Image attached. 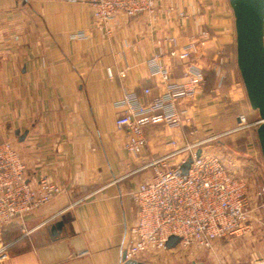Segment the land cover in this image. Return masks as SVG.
Segmentation results:
<instances>
[{
  "label": "crops",
  "instance_id": "obj_1",
  "mask_svg": "<svg viewBox=\"0 0 264 264\" xmlns=\"http://www.w3.org/2000/svg\"><path fill=\"white\" fill-rule=\"evenodd\" d=\"M211 1L166 0L155 17H120L109 37L94 25L89 0H0L1 137L21 153L31 184L47 178L64 190L23 224L2 229V241L13 243L6 264H120L137 221L134 192L152 177L151 169L135 171L171 152V140L182 145L184 133L196 129L189 139L199 141L237 128L246 108L243 91L219 63L221 54H237L235 24L225 0ZM203 30L210 37L200 41ZM80 32L87 38H74ZM171 37L178 48L195 44L189 61L169 55ZM160 49L172 82L185 81L194 64L206 84L185 103L191 130L147 126L148 149L136 159L125 150L126 133L116 128L117 104L129 92L145 102L163 92L147 64ZM232 93L238 101L225 103ZM58 222L62 229L53 236Z\"/></svg>",
  "mask_w": 264,
  "mask_h": 264
},
{
  "label": "built area",
  "instance_id": "obj_2",
  "mask_svg": "<svg viewBox=\"0 0 264 264\" xmlns=\"http://www.w3.org/2000/svg\"><path fill=\"white\" fill-rule=\"evenodd\" d=\"M166 0H89L92 6V19L97 30L112 36V25L120 18L139 16L155 17L158 8ZM181 19L187 15L180 13ZM210 32L203 30L198 39L207 40ZM74 38L86 39L80 32ZM170 45L169 55L189 61L196 50L191 43L178 48L176 39L166 40ZM163 50L154 54L148 61L152 77H160L163 92L155 99L145 102L135 92L125 94L117 107L121 115L115 125L127 135L124 145L129 155L142 158L148 149L144 131L147 126L163 124L173 129L191 126V117L185 103L195 99L205 87L206 76L201 68L189 64L185 71V81L172 82L171 70L161 59ZM110 78H114L108 69ZM126 78L125 71L120 72ZM225 77L223 76L222 79ZM150 89L144 93L149 95ZM239 125L228 133L239 132L250 127H259L261 121L248 123L246 117L239 118ZM0 124V236L2 229L13 223H24L25 217L35 210L49 204L64 190L48 180L40 179L31 184L27 179V167L19 150L12 142L2 139ZM184 133L183 144L171 140L168 145L172 151L151 160L135 172L152 170V177L142 182L134 192L138 206L137 221L130 229V242L124 247L120 264L136 261L145 264V256L156 255L162 251L199 252L211 250L216 241L223 238L243 237L250 234L256 225L264 228L261 216L264 210V187L251 194L248 180L232 171L221 156L208 153L205 145L221 136H213L199 141H191ZM201 155L197 157V152ZM181 156L176 165L170 162ZM191 161L188 174L184 175L183 165ZM30 232L24 231V236ZM171 237L180 239L172 249L167 248ZM13 243L0 238V264L10 259Z\"/></svg>",
  "mask_w": 264,
  "mask_h": 264
},
{
  "label": "rangeland",
  "instance_id": "obj_3",
  "mask_svg": "<svg viewBox=\"0 0 264 264\" xmlns=\"http://www.w3.org/2000/svg\"><path fill=\"white\" fill-rule=\"evenodd\" d=\"M214 2L211 1V3ZM216 3L219 6L220 0H216ZM225 3L234 22V15L229 0H225ZM233 34L236 35L235 28ZM219 57V63L226 75V79L231 82L233 80L231 79L232 75L241 84V91H243V99L241 100L246 107L245 110L243 109L244 112L241 116L246 117L248 123L260 120L258 111L252 110L249 104L245 86L237 66L236 54L233 52V56H229L228 53H223ZM239 97L238 94L232 93L231 96L224 97V101L228 104L236 103ZM240 103L239 101V105ZM191 128L192 126L189 127L190 130ZM257 128L253 126L243 131L220 137L204 146L208 153L221 156L232 171L237 172L238 175L248 180L251 194H254L258 188L264 187V158L258 141ZM255 152L256 154L254 155ZM181 159L182 157L178 156L172 161L179 163ZM261 216L264 219V210H262ZM143 259L145 264H264V228L262 225H256L254 230L246 236L220 239L215 242L211 250L194 253L185 252L182 249L162 251L156 255L145 256Z\"/></svg>",
  "mask_w": 264,
  "mask_h": 264
},
{
  "label": "water",
  "instance_id": "obj_4",
  "mask_svg": "<svg viewBox=\"0 0 264 264\" xmlns=\"http://www.w3.org/2000/svg\"><path fill=\"white\" fill-rule=\"evenodd\" d=\"M229 4L234 15L237 66L249 104L260 115L257 136L264 158V0H229ZM200 155L201 150L197 152V157ZM190 164L191 161H188L183 165L184 175L188 174ZM61 229V222L55 224L53 236H57ZM179 242V238L171 237L167 248H175ZM126 264L138 263L128 261Z\"/></svg>",
  "mask_w": 264,
  "mask_h": 264
},
{
  "label": "trees",
  "instance_id": "obj_5",
  "mask_svg": "<svg viewBox=\"0 0 264 264\" xmlns=\"http://www.w3.org/2000/svg\"><path fill=\"white\" fill-rule=\"evenodd\" d=\"M237 55V54H236Z\"/></svg>",
  "mask_w": 264,
  "mask_h": 264
}]
</instances>
